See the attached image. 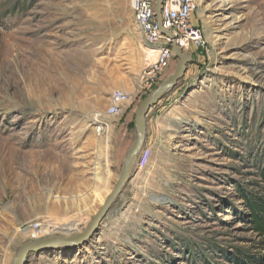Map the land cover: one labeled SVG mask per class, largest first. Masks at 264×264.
<instances>
[{
	"label": "rangeland",
	"instance_id": "obj_1",
	"mask_svg": "<svg viewBox=\"0 0 264 264\" xmlns=\"http://www.w3.org/2000/svg\"><path fill=\"white\" fill-rule=\"evenodd\" d=\"M193 22L205 44L148 114L147 165L88 241L29 264H232L258 252L244 195H264V0H197ZM147 48L130 0H0V264L96 215L136 138ZM115 90L132 98L110 116Z\"/></svg>",
	"mask_w": 264,
	"mask_h": 264
},
{
	"label": "built area",
	"instance_id": "obj_2",
	"mask_svg": "<svg viewBox=\"0 0 264 264\" xmlns=\"http://www.w3.org/2000/svg\"><path fill=\"white\" fill-rule=\"evenodd\" d=\"M130 4L137 28L149 50V59L139 75V93L148 95L170 68L175 60V52L171 38L164 34L159 26L156 16V0H130ZM196 10L197 0H164L163 2L161 12L163 26L174 35L183 51L186 44L197 47L205 44L203 28L193 22ZM131 98V93L122 90L113 91L107 114L120 115ZM150 154L151 147L146 142L138 155L135 167L144 168L149 161ZM43 227L42 222L29 226L31 230L37 231L36 235L43 233Z\"/></svg>",
	"mask_w": 264,
	"mask_h": 264
},
{
	"label": "water",
	"instance_id": "obj_3",
	"mask_svg": "<svg viewBox=\"0 0 264 264\" xmlns=\"http://www.w3.org/2000/svg\"><path fill=\"white\" fill-rule=\"evenodd\" d=\"M164 0H156V16L162 32L168 35L173 44L175 60L177 64L171 74H169L158 86L143 100L135 112L136 138L126 154L124 165L112 191L106 197L104 203L87 227L82 231L67 236H50L42 239H36L25 242L18 251L11 264H29L32 254H38L44 251H52L62 248H71L79 246L88 241L98 230L106 217L112 204L123 193L131 175L134 171L138 154L146 143L147 117L149 112L156 107L161 100L182 80L188 71L189 65L193 62L191 55L183 51L178 45L174 35L163 26L162 6Z\"/></svg>",
	"mask_w": 264,
	"mask_h": 264
},
{
	"label": "trees",
	"instance_id": "obj_4",
	"mask_svg": "<svg viewBox=\"0 0 264 264\" xmlns=\"http://www.w3.org/2000/svg\"><path fill=\"white\" fill-rule=\"evenodd\" d=\"M248 207V222L251 230L256 233L259 240L256 242L258 252L246 253L237 257L232 264H264V195H244Z\"/></svg>",
	"mask_w": 264,
	"mask_h": 264
},
{
	"label": "bare ground",
	"instance_id": "obj_5",
	"mask_svg": "<svg viewBox=\"0 0 264 264\" xmlns=\"http://www.w3.org/2000/svg\"><path fill=\"white\" fill-rule=\"evenodd\" d=\"M191 47H192L191 45H187V44H186V45H185V48H184V51L187 52V50H190ZM146 54H147V55H146L145 58H146V61H148V59H149L148 56H149V55H148V53H146ZM150 58L152 59V57H150ZM144 145H145V144H144ZM142 148H143V147H142ZM140 151H141V150H140ZM139 153H140V152H139ZM138 155H139V154H138Z\"/></svg>",
	"mask_w": 264,
	"mask_h": 264
}]
</instances>
